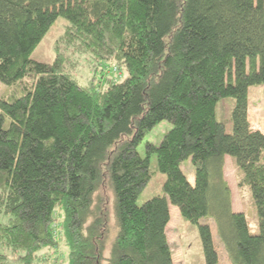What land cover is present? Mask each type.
Here are the masks:
<instances>
[{
	"label": "trees",
	"instance_id": "1",
	"mask_svg": "<svg viewBox=\"0 0 264 264\" xmlns=\"http://www.w3.org/2000/svg\"><path fill=\"white\" fill-rule=\"evenodd\" d=\"M59 18L100 74L116 60L125 78L99 89L61 61H33ZM0 81L11 89L0 98V264L7 251L41 264L60 240L68 264H174L170 205L198 227L206 264L220 263L209 216L231 264H264V132L249 120V90L264 85V0H0ZM222 99L235 100L232 133L217 119ZM164 121L172 129L141 156ZM153 155L164 195L138 205ZM227 157L258 234L233 208Z\"/></svg>",
	"mask_w": 264,
	"mask_h": 264
},
{
	"label": "rangeland",
	"instance_id": "2",
	"mask_svg": "<svg viewBox=\"0 0 264 264\" xmlns=\"http://www.w3.org/2000/svg\"><path fill=\"white\" fill-rule=\"evenodd\" d=\"M68 26L69 24L65 19L59 18L33 52L31 59L45 64H54L56 61H61L63 63L62 70L84 86L96 84L99 89H103L105 84H108V80L120 82L125 78L127 73L124 67L117 63L116 60L108 61L107 65L102 67L104 71L100 74L101 72L98 70L101 67L99 66L101 64L100 61L94 59V56L86 49L87 46L73 44V40L69 36L70 29ZM10 92V87L0 81V98L8 96ZM234 106V99H222L216 108L217 119L226 125L228 133L233 131L232 110ZM249 120L254 130L264 131V85L255 86L249 90ZM171 129L172 125L164 121L148 132L143 143L138 148L141 156L144 157L146 155V143L150 142L156 146L160 145L166 133ZM150 168L152 179L138 198V205H143L154 197L164 195L163 185L166 181V175L159 172L156 155L151 158ZM182 169L187 176L193 175L195 177V168L190 160L182 164ZM224 175L231 191L234 210L245 213L250 232L258 234L259 222L251 189L249 186L244 188L238 186L237 166L231 157H227L225 160ZM111 204L110 244L115 234L113 232L115 225L113 221V206ZM170 215L171 221L167 227V237L174 264H206L198 227L185 220L180 215L179 209L173 205H170ZM201 223L209 224L212 227L214 241L220 256L219 264H231L219 238L214 218L209 216L202 219ZM3 252L5 253V251ZM69 253V248L64 240H60L56 248L42 251L37 263L68 264ZM7 256L9 262H11L10 264H19L16 253L12 254L7 251Z\"/></svg>",
	"mask_w": 264,
	"mask_h": 264
},
{
	"label": "crops",
	"instance_id": "3",
	"mask_svg": "<svg viewBox=\"0 0 264 264\" xmlns=\"http://www.w3.org/2000/svg\"><path fill=\"white\" fill-rule=\"evenodd\" d=\"M260 131V130H259ZM262 132V131H261ZM264 132V131H263ZM188 177V179H189V181L192 183V184H194V182H195V177L193 176V175H190V176H187Z\"/></svg>",
	"mask_w": 264,
	"mask_h": 264
}]
</instances>
